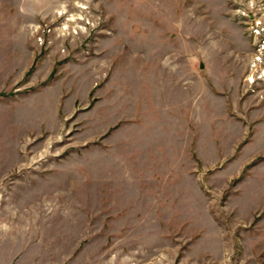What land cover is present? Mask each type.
Wrapping results in <instances>:
<instances>
[{
  "label": "rangeland",
  "instance_id": "rangeland-1",
  "mask_svg": "<svg viewBox=\"0 0 264 264\" xmlns=\"http://www.w3.org/2000/svg\"><path fill=\"white\" fill-rule=\"evenodd\" d=\"M258 0H0V264H264Z\"/></svg>",
  "mask_w": 264,
  "mask_h": 264
},
{
  "label": "built area",
  "instance_id": "built-area-1",
  "mask_svg": "<svg viewBox=\"0 0 264 264\" xmlns=\"http://www.w3.org/2000/svg\"><path fill=\"white\" fill-rule=\"evenodd\" d=\"M247 10L238 13L249 22L250 35L256 41L253 58L249 66L247 81H264V0L247 3Z\"/></svg>",
  "mask_w": 264,
  "mask_h": 264
}]
</instances>
